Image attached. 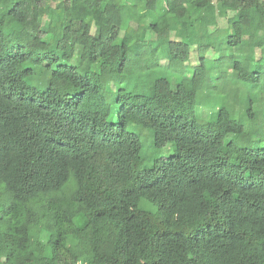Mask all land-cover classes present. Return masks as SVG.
Segmentation results:
<instances>
[{
    "label": "clouds",
    "instance_id": "obj_1",
    "mask_svg": "<svg viewBox=\"0 0 264 264\" xmlns=\"http://www.w3.org/2000/svg\"><path fill=\"white\" fill-rule=\"evenodd\" d=\"M15 2L0 0V15ZM27 3L31 6L28 18L18 27L31 34L24 38L29 45L24 51L36 55L19 63L11 75H0V109L18 118L27 116L29 124L42 123L38 139L59 140V147L69 154L64 170L76 168L71 154L77 149L87 151L92 160L111 156L116 161L101 191L107 205L116 209L117 223L127 216L138 217L139 235L133 239L145 255L151 253L161 264H173L174 258L176 264H264V248L260 247L264 237L251 233L227 255L211 247L206 251L207 238L198 240V235L209 223L222 221L219 205L204 196L209 185L194 175L177 181L153 172L157 161L179 154L184 142L180 134L190 130L198 139L217 141L216 152L221 155L228 151L229 141L264 147V74L257 90L249 93L254 85L243 79L233 80L222 91L203 84L193 86L192 73L181 75L166 71L165 66L156 67L166 46L151 55L145 45L159 42L167 26L156 31L149 28L146 0L140 3L143 19L131 42L126 26L120 29L106 20L104 9L109 0H44L36 11L32 10L34 0ZM49 5L56 7L50 10ZM194 8V19L200 22L194 28L178 26L177 31L184 33L182 42L194 48L212 44L205 52L207 57L218 58L221 42L229 36H238L241 44L228 48V56L239 57L250 45L264 42V0H179L174 11H168V0H158L155 15L187 20ZM221 12L226 15L217 26L219 31L209 30L212 17ZM255 67L253 62L238 72L229 70V76L250 75ZM25 68L34 71L24 75ZM249 95L254 101L250 106ZM218 104L226 106L225 113ZM248 107L256 113L254 120L247 118ZM240 124L243 131L238 130ZM103 145L111 148L97 154ZM232 155L235 158L239 152L233 150ZM11 159L10 171L22 166L19 151ZM150 173L151 180L140 179ZM157 232L160 244L153 239ZM61 242L74 248L83 245L82 236L74 230ZM100 254L110 256L111 252L101 246ZM0 264H12L6 249L0 250ZM139 264H144L143 258Z\"/></svg>",
    "mask_w": 264,
    "mask_h": 264
},
{
    "label": "trees",
    "instance_id": "obj_2",
    "mask_svg": "<svg viewBox=\"0 0 264 264\" xmlns=\"http://www.w3.org/2000/svg\"><path fill=\"white\" fill-rule=\"evenodd\" d=\"M34 2L36 8L33 11L43 7L44 0ZM142 2L128 0L126 4H121L120 0H109L104 9L108 22H115L120 29L127 27L129 42L137 37L141 26ZM178 3L179 0H168V11H174ZM29 7L27 0H17L6 14L0 15V75H11L17 71L19 63L36 55L24 51L29 47L24 38L31 34L23 33L18 27L27 20ZM54 7L49 5L50 10ZM144 7L146 15L150 17V29L156 31L161 26H167L159 42L152 40L145 45L151 55L166 46V52L158 58L156 67H161L163 60L168 63L164 65L166 71L181 75L191 67L193 86L203 84L210 87L211 82L218 83L209 81L211 77L205 58L206 47L211 48L213 45L200 44L195 47L201 62L200 66H194L190 59L193 47L190 43L182 42L184 33L177 31L178 26L194 28L200 22L194 19L195 8L188 19L183 20L181 16L172 19L156 16L158 0H146ZM224 15L223 12L219 16L214 15L209 22V30L218 29L219 20ZM45 34L40 32V35ZM173 36H179V40ZM35 39H39V35ZM240 44L238 36H229L221 42L220 47L224 54L228 48ZM262 49L264 42H257L240 53L256 50L258 59L263 62ZM243 67L238 61L230 70L238 72ZM23 71L24 75H28L34 70L25 68ZM262 74L264 65L262 72L230 78L257 85ZM253 103L249 98L248 105ZM219 110L225 113L226 106ZM246 115L249 120L256 118L251 107L247 108ZM41 127L42 123L38 125L33 121L29 124L27 116L18 118L6 109H0V250H8L12 264H77L78 261H83V264H139L141 258L144 264H161L159 258L151 253L145 255V250L133 239L134 235H139V225L135 223L138 217L127 216L117 223L116 209L106 203L101 188L116 161L111 156L92 160L87 158V151L77 149L71 154L72 159L76 160L73 162L76 168L64 170L69 154L59 147V140L52 141L45 137L40 141L38 136ZM238 130L243 131V124L238 126ZM180 135L184 137V142L179 154L157 161L153 172L157 176L163 172L177 181L194 175L209 185L204 196L219 205L222 221L215 225L209 223L206 230L198 235V240L207 238L206 251L211 247L227 255L231 249L248 239L250 233L255 238L264 237V151L229 142L228 151L221 155L216 152L217 141L211 137L198 139L191 130ZM110 148L111 145H103L97 149V154ZM233 150L239 152L235 158ZM18 151L23 164L10 171L11 158ZM77 168L80 170L77 171ZM152 178L150 173L140 179L148 181ZM76 224L82 226L77 228ZM73 230L77 236H82V246L74 248L61 242V238L67 240ZM158 236L159 232L155 233L153 239L160 244ZM254 243L255 240L250 246H254ZM101 246H107L111 255H101ZM260 247L264 248V243ZM173 264H176L175 258Z\"/></svg>",
    "mask_w": 264,
    "mask_h": 264
},
{
    "label": "rangeland",
    "instance_id": "obj_3",
    "mask_svg": "<svg viewBox=\"0 0 264 264\" xmlns=\"http://www.w3.org/2000/svg\"><path fill=\"white\" fill-rule=\"evenodd\" d=\"M223 20L220 19L219 20V24H222ZM219 29V28H218ZM217 29V31H218ZM211 30V29H210ZM174 39L179 40V36L174 37ZM209 47H206V50ZM195 48H192V52H191V64L194 66H200V57L197 56L196 52H195ZM220 51V55L218 58H211V57H207L205 55L206 58V63H207V67L209 69L210 72V77L211 80L216 81L218 83H212L210 84V87L212 88H220L222 91L227 90L228 86L231 84V82L233 81V79L230 78V76L226 77V75H229L228 70L232 69L234 66V63L236 62H240L242 63L243 66H249L251 65L253 62H255L256 67L253 69L252 72L256 73V72H262V65H264V61L262 62V60H259V53L255 50L254 52H248V51H243V53H240V56H236L235 54L228 56L222 53L223 49L220 47L219 49ZM259 61H257V60ZM161 65H168L167 62L165 61H161ZM188 72L187 73H192L193 69L190 67L188 68ZM225 73V75H224ZM221 76V78H220ZM230 78V79H229ZM229 79V81H228ZM259 86V84L254 85L252 88L249 89V93L255 92L257 90V87ZM249 98H251V95H249ZM248 98V101H249ZM252 99V98H251ZM247 101V103H248ZM218 108L220 107H225L224 105L218 104L217 105ZM229 142H234L237 144V141H229ZM242 147H251L252 149L256 150V151H264V147H260L259 144H253L251 142H244ZM169 158V157H168Z\"/></svg>",
    "mask_w": 264,
    "mask_h": 264
}]
</instances>
